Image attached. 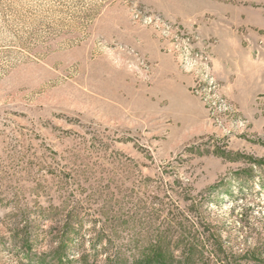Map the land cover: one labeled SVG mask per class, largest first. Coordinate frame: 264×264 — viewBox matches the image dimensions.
Listing matches in <instances>:
<instances>
[{"label":"rangeland","instance_id":"rangeland-1","mask_svg":"<svg viewBox=\"0 0 264 264\" xmlns=\"http://www.w3.org/2000/svg\"><path fill=\"white\" fill-rule=\"evenodd\" d=\"M0 264H264V0H0Z\"/></svg>","mask_w":264,"mask_h":264}]
</instances>
